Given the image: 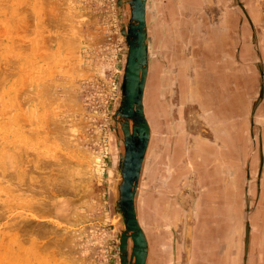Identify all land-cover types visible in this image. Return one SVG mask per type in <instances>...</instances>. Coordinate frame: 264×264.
<instances>
[{"label": "rangeland", "instance_id": "rangeland-1", "mask_svg": "<svg viewBox=\"0 0 264 264\" xmlns=\"http://www.w3.org/2000/svg\"><path fill=\"white\" fill-rule=\"evenodd\" d=\"M114 1L0 0V264H116L118 226L108 184L119 124L109 119L126 47ZM253 6L264 63V0ZM207 9L212 22H222L225 8ZM232 88L236 118L245 104ZM171 96L177 119L208 115L196 110L191 96L181 102L176 90ZM183 190L172 226L156 232L166 231L168 251L182 234V264H195L191 233L199 189L186 188L185 197L193 194L189 203Z\"/></svg>", "mask_w": 264, "mask_h": 264}, {"label": "flooded vegetation", "instance_id": "flooded-vegetation-1", "mask_svg": "<svg viewBox=\"0 0 264 264\" xmlns=\"http://www.w3.org/2000/svg\"><path fill=\"white\" fill-rule=\"evenodd\" d=\"M253 5L254 0H145L147 71L142 104L149 138L134 194L135 214L147 242L144 264H182L183 235H176L168 251L162 244L163 240L168 241L166 231L163 234L156 231L162 224L172 226L180 211L178 193L185 186L186 172L196 168L191 147L187 146L196 138L218 149L220 137L226 157L225 181L222 184L217 180L220 186L209 189L214 213L209 223L208 263L221 264L218 252L224 243V264H264V63L250 10L257 8ZM207 8H225L222 22H212ZM122 15L126 22L130 17L129 4L123 5ZM237 39L231 56L232 42ZM232 59L237 69L235 76ZM182 64L186 65L188 75L192 73L197 78L196 84L188 83L186 90L181 85ZM232 85L238 93L235 97H241L245 104L244 115L236 118L232 114ZM173 86L178 87L175 89L180 95L178 101L191 96L197 101L196 110L208 114L195 116L196 128L188 127L187 118L175 116L173 108L178 105L172 102ZM115 131L117 165L124 145L119 139L122 137L119 125ZM205 187L198 189L203 191ZM198 200L199 196L196 217L201 211ZM198 220L191 233L192 241L195 229L201 228ZM131 247L132 239L128 237V257ZM191 249L193 254L192 245ZM203 262L196 257L195 264Z\"/></svg>", "mask_w": 264, "mask_h": 264}, {"label": "water", "instance_id": "water-1", "mask_svg": "<svg viewBox=\"0 0 264 264\" xmlns=\"http://www.w3.org/2000/svg\"><path fill=\"white\" fill-rule=\"evenodd\" d=\"M126 3L130 6V17L125 22L122 7ZM114 4L118 38L126 47L117 104L109 119L119 124L122 131L119 139L124 145V152L119 151L114 177L108 184L112 222L118 226L116 264H144L147 242L135 214L134 194L149 138L142 104L147 71L145 0H115ZM128 237L132 239L129 257Z\"/></svg>", "mask_w": 264, "mask_h": 264}, {"label": "crops", "instance_id": "crops-1", "mask_svg": "<svg viewBox=\"0 0 264 264\" xmlns=\"http://www.w3.org/2000/svg\"><path fill=\"white\" fill-rule=\"evenodd\" d=\"M184 55H187V54L184 53ZM183 61L185 62L184 64L187 63L186 60L183 59ZM184 64H182L183 66L181 69L183 71V73L181 75V85L186 90V86L188 85V83L196 84L197 78H196V76L192 77L191 74L189 75L191 78L189 76H187L188 73H187V70L185 68L186 65H184ZM189 86H191V85H189ZM194 89H195V85H194ZM194 89H191V91ZM210 120H211V123H214L212 118H210ZM186 124L189 125V127L192 129L196 128L198 126V122H196V117H192V118H190V120L189 119L186 120ZM216 129L220 130V128H216ZM199 136H201V134ZM183 139H182V141H183ZM219 139L220 140L217 141L218 145H219L218 149H216V147L213 144H207L208 146H206V145H204L205 142H203V141L200 142V140L196 139V138H195V140L194 139L192 140V142L190 143L189 146H187V149L189 147H191V154L193 155V158L195 159V160L194 159L193 160L196 164L195 165L196 168L190 172H186L185 186L183 184L181 187V188L185 187V190H183L182 193L185 197L184 193L186 191V188L189 187V185H188L189 182L194 187H196L197 189L199 188V186H203V185L206 186L205 190H203V191L199 190L197 192V195L199 196V200H198L199 204L198 205H199V208L201 207V211L198 212L199 214L197 215V218L199 220L198 219L197 220L199 221V225H200L199 227H201V228L195 229V239L191 242L195 259L197 257L198 259L200 258V259L204 260V262L200 263V264H209L208 263V259H209V255H210V252H209V246H210L209 245V243H210V240H209L210 239L209 223L211 220L212 213H214L213 210L210 208L211 206H210L209 189L214 188V186H216V185H217V188L220 186L219 184H216L217 180H219V182L221 181L222 184H224V181H225V169H226L225 149H224V144L221 143V137ZM195 141H198V143H195ZM182 150L184 151L185 149L180 148V151H182ZM194 154H195V156H194ZM178 157L180 158L181 156H178ZM179 158H177L176 162L179 160ZM184 159H186V155L184 156V158L180 162L182 165H184V162H185ZM199 180H204L205 183L203 182V185L202 184L199 185V183H198ZM210 181H212V183H213L212 185L210 184ZM207 182H209V183L206 184ZM221 186L223 187L224 185H221ZM220 190H222V189H220ZM188 195H190V196H188ZM192 195H193L192 193L186 195V197L184 198L186 203L192 202L190 199V197ZM198 196H197V198H198ZM213 208H215V207H213Z\"/></svg>", "mask_w": 264, "mask_h": 264}]
</instances>
